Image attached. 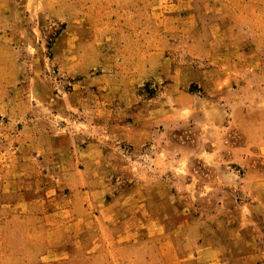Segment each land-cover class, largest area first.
Segmentation results:
<instances>
[{
    "label": "rangeland",
    "instance_id": "1",
    "mask_svg": "<svg viewBox=\"0 0 264 264\" xmlns=\"http://www.w3.org/2000/svg\"><path fill=\"white\" fill-rule=\"evenodd\" d=\"M0 264H264V0H0Z\"/></svg>",
    "mask_w": 264,
    "mask_h": 264
}]
</instances>
